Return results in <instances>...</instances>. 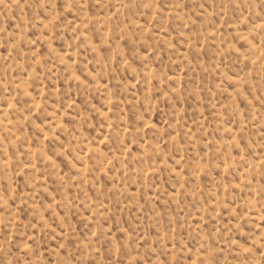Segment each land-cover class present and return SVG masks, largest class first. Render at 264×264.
Listing matches in <instances>:
<instances>
[{"label":"rangeland","instance_id":"obj_1","mask_svg":"<svg viewBox=\"0 0 264 264\" xmlns=\"http://www.w3.org/2000/svg\"><path fill=\"white\" fill-rule=\"evenodd\" d=\"M0 264H264V0H0Z\"/></svg>","mask_w":264,"mask_h":264}]
</instances>
